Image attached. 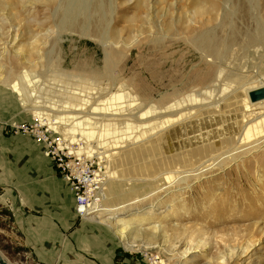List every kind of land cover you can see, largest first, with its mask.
I'll return each mask as SVG.
<instances>
[{
  "label": "rangeland",
  "instance_id": "rangeland-1",
  "mask_svg": "<svg viewBox=\"0 0 264 264\" xmlns=\"http://www.w3.org/2000/svg\"><path fill=\"white\" fill-rule=\"evenodd\" d=\"M199 4L214 15L199 14ZM241 72L243 81L264 73V0H0L3 256L11 264H70L75 258L98 264L107 252L116 262L127 255L141 264H264V165L256 161L264 151L249 167L227 162L200 178L190 174L189 185L157 193L159 178L132 187L122 166L109 172L105 158L125 163L127 151H104L117 133V147L138 145L165 107H186L208 88L220 95ZM34 111L43 116L42 130L46 114L62 116L64 127L47 129L75 145L76 153L81 145L103 151L87 158L100 167L103 188L108 184L112 191L106 202L122 205L121 216L131 213L129 241L151 248L130 250L107 225L76 219L69 197L59 205L52 194H38L43 181L37 174L50 171L51 163L27 128ZM109 122L116 131L107 135L101 124ZM46 209L52 213L45 215ZM153 225L156 233L149 230ZM251 236L260 240L250 258L221 262ZM186 245L191 249L179 259Z\"/></svg>",
  "mask_w": 264,
  "mask_h": 264
},
{
  "label": "bare ground",
  "instance_id": "bare-ground-1",
  "mask_svg": "<svg viewBox=\"0 0 264 264\" xmlns=\"http://www.w3.org/2000/svg\"><path fill=\"white\" fill-rule=\"evenodd\" d=\"M197 8L201 15L206 13L210 18L214 15L208 8L204 9L202 4H199ZM208 20L210 19L208 18ZM242 72L236 75V78L232 80L233 82L229 83L220 95H218V92L214 94L212 89L208 88L202 91V94L206 97L200 94L198 100L195 99L186 107L182 105L172 106L170 110L169 106L165 107L163 111L167 112L156 115L154 130L148 133V137L139 138L141 142L138 145L117 147V143L113 141H117L120 136L116 132L117 135L111 137L114 140L108 146L109 148L104 151L109 152L108 154L115 151L121 153L127 151L125 153L127 159L125 163H121L117 157L111 158L108 155L109 159H105L107 160L109 172L116 170L117 165L122 166L120 172L123 175L129 174L132 177L125 180L132 187L133 183L137 184L144 181H146V185H150L153 184L148 182L153 179L151 177L159 178L154 183L158 190L155 193H157L160 190L167 191L174 186H180V183L187 181L190 174L200 178L202 173L210 172L216 167L223 168V164L227 162H232L237 167L240 165L249 167L252 158L255 159L256 154L264 151V73L243 81L244 74ZM116 94L117 92H113L108 99H114ZM60 112L64 113L65 111L61 110ZM170 113L173 114L171 115L172 118L169 115ZM34 114L36 117L32 121L37 122L38 120L37 124L41 126L43 124L42 114L39 111H34ZM162 115L164 117L160 118ZM166 115L168 117L165 118ZM44 118L48 120L46 125L49 129L55 130L57 127L65 126V119L62 116H57L59 119H52L49 114H46ZM102 125L108 128L106 129L107 135L111 134L110 129L116 131L110 122L102 123ZM64 131L70 137H75V134L72 133L73 130L64 129ZM90 135L93 137L92 134ZM70 140L72 142L78 141L76 138ZM78 148L77 153H84L86 155L84 157L88 160H92L87 158L92 155L104 154L103 151L97 152L90 147L88 150H83L85 147L82 145ZM243 154L245 157L239 158ZM256 161L258 164L264 165V157L257 158ZM111 192L107 184L102 189L103 199L101 207L98 208L99 211L82 219L107 225L113 230L112 233L118 240L130 250L138 247L143 250L151 248L147 243L138 244L136 240L129 241L128 231L132 219L129 216L131 213L121 216L122 205L115 206L106 202ZM143 199L135 200L130 204ZM259 227L260 231L264 230V224ZM158 229V225L149 227V230L155 233ZM257 240H260V237L251 236L242 245L238 244V247L231 248L225 258L220 257L221 262L225 263L226 259L230 261L241 256L250 258L254 254V245ZM190 249L191 247L186 245L177 253L179 259L185 257ZM146 252L148 254V251ZM159 263L165 264L162 261ZM9 264L11 263L9 262ZM150 264H156V262L152 261Z\"/></svg>",
  "mask_w": 264,
  "mask_h": 264
},
{
  "label": "built area",
  "instance_id": "built-area-1",
  "mask_svg": "<svg viewBox=\"0 0 264 264\" xmlns=\"http://www.w3.org/2000/svg\"><path fill=\"white\" fill-rule=\"evenodd\" d=\"M42 126H38L36 121H33L27 128L36 134L43 146L45 156L51 160L55 170L68 183L74 196L76 215L82 219L96 213L101 207L102 184L105 179L100 167L93 160L77 154L76 146L69 144L71 142L63 140L61 135L53 133L47 129L48 127L42 130Z\"/></svg>",
  "mask_w": 264,
  "mask_h": 264
},
{
  "label": "crops",
  "instance_id": "crops-1",
  "mask_svg": "<svg viewBox=\"0 0 264 264\" xmlns=\"http://www.w3.org/2000/svg\"><path fill=\"white\" fill-rule=\"evenodd\" d=\"M50 163H51V160L49 158H47ZM51 165V169L50 171L48 172H44L45 175L48 177L46 178V176L43 177V174L44 173H39L37 174L38 177H41L42 178V184L41 185H38L37 186V192L39 195L40 194V190H43L44 194L46 195L47 193L49 194H52V196L55 198V201L59 203V205H61L63 202H62V196H67L70 198V203H69V206H70V209H71V214L73 216L76 217V219H79V220H82L80 219L77 215H76V212L74 210V196H73V193L71 192L70 188H69V185L68 183L58 174V172L55 170V168L53 167L52 163L50 164ZM52 170V171H51ZM55 173V174H54ZM35 191V192H36ZM63 192L66 194L64 195ZM43 197H46V196H43ZM57 206L53 208V216L54 218H58V216L60 215V206L55 204ZM42 209V208H41ZM45 215H47V213H52L51 211L49 210H45L44 211ZM70 214V215H71ZM44 216L41 215V219L43 218ZM47 219L45 220V222L47 223L49 221L48 217H46ZM71 219V218H70ZM74 219V218H72ZM69 223V222H68ZM51 226V225H50ZM81 227L79 225H77V227L74 229L76 230L75 232V237L76 240H77V245L80 243V238L82 236V233H81ZM112 253V252H111ZM110 252H107V256L103 259H96L98 261V264H141L139 263V261H137L134 257H131V256H123L119 262H116L115 261V256L114 254H111ZM88 259H85V260H80V259H72L70 264H90L88 263L90 260ZM96 262V261H94Z\"/></svg>",
  "mask_w": 264,
  "mask_h": 264
},
{
  "label": "water",
  "instance_id": "water-1",
  "mask_svg": "<svg viewBox=\"0 0 264 264\" xmlns=\"http://www.w3.org/2000/svg\"><path fill=\"white\" fill-rule=\"evenodd\" d=\"M0 264H9L8 260L0 252Z\"/></svg>",
  "mask_w": 264,
  "mask_h": 264
}]
</instances>
